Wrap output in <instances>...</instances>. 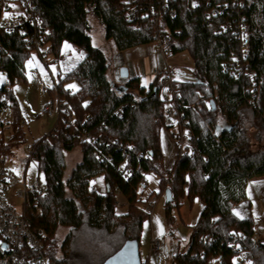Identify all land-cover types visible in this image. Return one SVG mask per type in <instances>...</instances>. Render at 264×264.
I'll list each match as a JSON object with an SVG mask.
<instances>
[{
  "label": "trees",
  "instance_id": "1",
  "mask_svg": "<svg viewBox=\"0 0 264 264\" xmlns=\"http://www.w3.org/2000/svg\"><path fill=\"white\" fill-rule=\"evenodd\" d=\"M29 1L48 30L46 35L33 30L29 34L44 37L49 54L58 58L65 44L85 53L83 60L48 89L60 103L72 107L74 121L69 124L60 118L53 130L31 147V160L45 175L46 196L37 205L33 201L25 204L24 214L44 252L65 264H104L127 242L136 241L140 246L147 213L140 207L139 188L145 186L149 173L161 177L168 172L167 190L173 198L166 203L168 212L180 200L199 198L203 205L187 252L177 253L171 264H237L236 243L243 246L244 258L250 264H264V247L254 244L253 219L234 213L235 206L245 200L247 183L264 178V146L252 150L244 126V114L249 110L259 122L252 128L259 129L258 138H264V0H249L241 9L250 28L247 62L257 75L254 87L249 78H235L226 69L234 62L239 42L233 30H225V26L234 24L239 9L230 7L222 16H208L212 7L224 8L233 0H199L195 8L190 0H176V16L165 15L158 22L145 14L159 0H135L134 21L126 15L123 0ZM90 14L100 21L106 39L119 51L154 44L161 30L171 38L172 55L184 50L191 54L193 74L199 81H177V88L182 96L181 117L188 122L192 137L170 170L163 168L160 130L166 119L159 80L150 90L137 77L116 83L111 60L93 44ZM24 38L19 32L0 31V81L4 77L12 85L26 79L25 65L34 50ZM67 81L77 82L78 90L66 89ZM215 86L218 100L213 99ZM251 88L256 93V108L249 104ZM201 95L214 100V110L199 101ZM5 98L12 108L8 123L12 128L8 144L2 142L1 146L11 153L13 145L25 139L24 119L12 90L6 92L4 84L0 85V101ZM215 116H222L227 125L219 126ZM87 134L97 142H82ZM77 148L82 160L66 177V154ZM96 152L111 160H98ZM122 167L131 171L128 178L121 173ZM98 177L105 180L104 194L92 186ZM118 199L126 203L127 212H118ZM60 229L67 230L61 242L57 237ZM239 233L245 234L241 242L234 237ZM141 264L147 263L141 260Z\"/></svg>",
  "mask_w": 264,
  "mask_h": 264
},
{
  "label": "rangeland",
  "instance_id": "2",
  "mask_svg": "<svg viewBox=\"0 0 264 264\" xmlns=\"http://www.w3.org/2000/svg\"><path fill=\"white\" fill-rule=\"evenodd\" d=\"M5 13H8L7 17ZM22 13V5L14 4L12 5V10L4 12L3 16L11 19L20 16ZM88 18L92 27L90 36L93 44L99 47L111 60L112 69L115 65V60L120 58L119 56L117 58L116 55L124 53L126 54L124 63L131 66L138 78L142 75L145 67V58H149L151 65H155L156 69L160 67L161 61L154 54L155 46L153 44L119 51L112 40L106 39L104 27L100 21L93 14H90ZM42 52L48 53L47 62L44 63L39 55L34 52L25 65L26 79L23 82L15 81L11 85L12 93L16 97L24 119L25 139L11 148L12 155L8 168L18 177L20 183L25 182L28 187H33L38 183L44 184L46 180L45 175L39 170L38 163L34 160H29L28 149L32 147L37 139L49 134L57 122V116L47 119L42 115V108L47 103L55 100V96L50 94L48 89L53 88L59 82L61 76H64L85 58L84 52H78L71 46H65L58 58L49 54V46L43 48ZM78 55L81 57L80 61L75 59ZM167 63L169 70L173 72L175 80L189 83L199 81L193 74L195 63L189 51L184 50L170 56ZM112 76L116 83H123L116 80L113 70ZM4 84H6V80L2 77L0 85ZM73 85L75 87H70ZM64 86L71 92H75L79 88L75 81H67ZM215 120L219 126L227 125L226 120L222 116H215ZM244 124L247 128L246 131L252 150L255 151L258 148H262L264 146V138H258L260 136L259 129L256 131L252 128H256L259 122L253 118V114L249 110L244 114ZM183 128L181 126L179 128L180 131ZM160 139L162 149L169 145L168 143L172 144L171 146L174 149L173 155L164 153L163 168L166 171L167 169L169 170L168 167H173V159L176 160L179 156L180 147L175 143L177 137L173 134L168 136L164 128L160 130ZM81 160L82 154L79 148L66 154V177L69 176L71 170ZM161 175L160 177L157 173H149L146 176L145 186L140 187L138 191L142 201L140 207L147 213L142 225L139 251L142 262L147 264H171L177 253L187 252L193 230L198 224L203 209L200 199L195 198L193 201L180 200V204L178 206L174 205L168 212L166 209L165 191L169 183L164 180V184L161 185V178L164 179L166 177V172ZM247 184L245 200L235 206L234 213L239 218L251 217L255 225V236L259 235L264 239V223H261V218L264 217V178L254 179ZM92 185L95 186L98 193H105L106 183L103 177L93 179ZM22 189L19 183L11 182L10 189L5 195V200L14 209L24 212V201L16 197V194ZM121 202L123 201L121 200ZM123 203L125 205L117 208L120 213L128 211V206L125 202ZM150 203L153 204V208H149ZM66 233V229H60L57 235L59 242L64 239ZM153 239L160 241V249L157 253L151 252Z\"/></svg>",
  "mask_w": 264,
  "mask_h": 264
},
{
  "label": "built area",
  "instance_id": "3",
  "mask_svg": "<svg viewBox=\"0 0 264 264\" xmlns=\"http://www.w3.org/2000/svg\"><path fill=\"white\" fill-rule=\"evenodd\" d=\"M124 1V11L131 21L135 20V0H123ZM191 6L195 8L199 4V0H190ZM249 0H233L231 4L225 3L224 8L222 6L212 7L208 12L210 17L222 16L225 10L228 11L230 7H236L239 9L238 16L232 24L231 22L225 26V30H233L238 42L239 48L234 54V62L228 69L231 75L235 78L247 77L251 80L252 86L256 84L257 75L255 71H251L250 66L247 62L249 56L248 38H249V24L247 16L241 11L245 8ZM176 0H159L157 6L150 7L149 11L146 12V16L154 18L155 21H159L163 16L169 15L171 17L176 16L175 9ZM20 4L23 7V13L18 17H13L8 19L3 16L4 12L11 11L12 5ZM231 5V6H230ZM0 11L2 16L0 18V31L5 33L19 32L24 36L25 43L28 47L33 48L40 59L45 63L47 62L48 53H43L42 49L48 46L45 43V38L42 36L30 35L29 30L34 32H42L47 34L48 30L43 28L40 23L38 16L34 11V7L29 0H0ZM171 43V38L168 35H163L161 30H159L154 38V54L160 59L161 64L158 69L151 72L150 78L151 83L146 87L150 90L151 84L158 79L161 85V100L165 105V119L166 125L164 127L167 131L168 136L173 134L177 137L175 143L180 147V154L184 152V148H187L189 144L188 140L192 137L190 130H188V122L182 120V115L180 112L179 102L182 98L181 93L177 88V80H175L173 72L169 70L168 58L172 56L169 44ZM0 61H1V48H0ZM126 67V66H123ZM122 68V67H121ZM120 68V69H121ZM120 69L118 71L120 75ZM121 79V77H120ZM130 79V77H129ZM124 83L129 80L121 79ZM6 92L11 91V84L7 81L5 84ZM251 98L249 104L252 108H256V93L254 89H250ZM218 87L215 86L213 90V99L218 100ZM205 99L203 95L199 97V101L211 109V103L214 100ZM10 102L7 98L0 101V264H65V262H60L51 258L44 252L43 245L38 236L34 235L31 231L30 221L25 216L24 212L18 211L10 206L5 200V195L9 191L11 182L19 183L22 186V190L16 194V197L22 199L25 204H30L31 201L37 205L41 199L46 196V190L44 184L38 183L33 187H28L26 183H20L18 177H16L11 169L8 168V164L11 159L12 153L5 152L2 149L1 143L8 144L7 137L8 133L11 131V125L8 123L12 120ZM191 109H196V105H191ZM42 115L47 119H52L57 116V120L60 118L63 121H67L69 124L74 121L73 110L70 105H64L60 103L59 98L55 97V100L47 103L44 108H42ZM121 117V113L117 114ZM264 121V114L261 115ZM3 125V128H2ZM183 126V130L180 131V127ZM185 129V130H184ZM94 141L97 140L90 135L84 136L81 140ZM132 149V148H131ZM178 150V151H179ZM31 148L28 149L29 160H31ZM178 153V152H177ZM95 157L100 160H111L110 156L106 158L100 153L96 152ZM175 159H173V163ZM169 170L171 167H168ZM121 173L125 175L126 178L131 175V171L120 169ZM168 171V169L166 170ZM164 180L169 183V174L166 172V177ZM93 186V185H92ZM95 188V186H93ZM96 190V188H95ZM97 191V190H96ZM100 194V193H99ZM117 207L123 206L124 203L121 200L116 201ZM149 208H153V204L150 203ZM37 212H41L40 208ZM261 223H264V217L261 218ZM255 231V228H254ZM256 235V234H255ZM236 237L237 241L241 242L245 239L244 233H239ZM254 244L258 248L264 247V239L259 235L254 236ZM160 249V241L153 239L151 242V252L157 253ZM233 249L238 254L236 259L237 264H250L245 258L244 254L246 251L243 246L239 243L233 245Z\"/></svg>",
  "mask_w": 264,
  "mask_h": 264
},
{
  "label": "water",
  "instance_id": "4",
  "mask_svg": "<svg viewBox=\"0 0 264 264\" xmlns=\"http://www.w3.org/2000/svg\"><path fill=\"white\" fill-rule=\"evenodd\" d=\"M129 70L126 67L120 69V77L124 80L129 79ZM214 110L215 104L214 101L211 103ZM166 203L172 202V193L170 190L165 192ZM136 241H129L123 247L115 253L113 256L107 259L104 264H141V257L139 251V245Z\"/></svg>",
  "mask_w": 264,
  "mask_h": 264
},
{
  "label": "crops",
  "instance_id": "5",
  "mask_svg": "<svg viewBox=\"0 0 264 264\" xmlns=\"http://www.w3.org/2000/svg\"><path fill=\"white\" fill-rule=\"evenodd\" d=\"M67 46H71L69 44H65L63 46V48ZM154 46V45H153ZM72 47V46H71ZM118 56L120 58H118ZM116 57L118 59L115 60V65L113 67V71L115 72V75H116V80H118V82H121V79H120V75L118 73L119 69L123 66H126V68H128L129 70V77L130 78H135L137 77V74L134 73L133 69L131 68L130 65H127V63H124V61L126 60L125 57H126V54H117ZM75 59H78V61L81 60V57L78 55ZM77 61V60H76ZM156 69V66L155 65H151V62L149 60V58H145V67L143 68V72H142V75L140 76V81H141V84L144 85V86H147L151 83V78H150V74L152 71H154ZM138 78V77H137ZM169 145L165 146L163 145V150H164V153H168V154H172L174 153V149H173V146H171L172 144L168 143ZM173 155V154H172Z\"/></svg>",
  "mask_w": 264,
  "mask_h": 264
},
{
  "label": "snow or ice",
  "instance_id": "6",
  "mask_svg": "<svg viewBox=\"0 0 264 264\" xmlns=\"http://www.w3.org/2000/svg\"><path fill=\"white\" fill-rule=\"evenodd\" d=\"M8 13H5V16L7 17ZM70 87H75L74 85L73 86H70Z\"/></svg>",
  "mask_w": 264,
  "mask_h": 264
}]
</instances>
